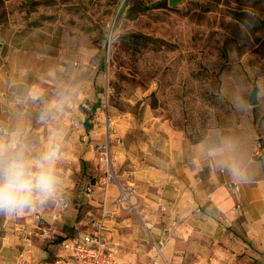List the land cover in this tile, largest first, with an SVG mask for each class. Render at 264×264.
<instances>
[{"label": "crops", "instance_id": "0c3cea01", "mask_svg": "<svg viewBox=\"0 0 264 264\" xmlns=\"http://www.w3.org/2000/svg\"><path fill=\"white\" fill-rule=\"evenodd\" d=\"M63 59L59 51L32 39L28 29L0 26V133L22 132L36 154L60 151L55 165L60 177L57 194L64 195L67 202L66 212L58 220L50 218L57 210L55 199L21 215L0 214V264L15 260L23 246V229L32 234L25 264H36L31 261L33 248L37 238L40 243L45 240L42 229H48L46 239L56 243L58 236L72 235L90 218L79 216L85 201L97 207V216L103 202L111 204L117 195L116 185L104 191L91 182L88 197L83 195V187L74 189L73 171L81 169L82 175L100 177L98 156L90 148L92 142L86 144L85 140L89 135L104 141L105 128L96 111L92 127L83 128L84 114L78 103L85 105L86 79L82 69L70 67ZM257 98L260 102V96ZM256 108L246 102L238 110L221 109L195 137L166 127L146 108L112 114L120 140L111 141L110 154L117 183L133 190L134 213H112L105 224L109 241L116 247L123 245L124 256L129 255L135 264L150 257L158 231L173 219L179 236L187 241H180L174 252L169 242L165 259L180 258V246H194L197 237L219 240L234 227L244 230L252 245L264 252V111L257 113ZM82 130L86 133L83 142L75 141ZM256 143L261 156L253 155ZM230 181H238L239 190L229 186ZM236 203L239 207L234 209ZM197 206L199 211L194 210ZM37 211L39 218L34 217ZM148 221L155 222V228L145 229L143 224ZM213 251L223 253L220 248ZM44 253L36 256L43 258ZM117 257L119 262L125 259L118 249Z\"/></svg>", "mask_w": 264, "mask_h": 264}, {"label": "rangeland", "instance_id": "374dc122", "mask_svg": "<svg viewBox=\"0 0 264 264\" xmlns=\"http://www.w3.org/2000/svg\"><path fill=\"white\" fill-rule=\"evenodd\" d=\"M123 1L0 0V26L28 29L32 39L62 53L70 67L82 69L86 79L83 107L98 103L96 113L103 124L106 112L116 125L112 114L146 108L166 127L195 137L212 114L245 106L254 83L260 96L254 107L257 113L264 111V27L254 28L248 19L234 14L245 11L264 20V0H179L174 6L166 0L133 17L118 14ZM156 1L160 0L125 3L131 6ZM83 134L82 130L74 140L83 142ZM100 141L89 135L85 140L86 144ZM56 154L58 159L61 153ZM80 171L72 172L75 191L81 190L85 181L98 183L99 176H85ZM93 208L85 201L79 216L95 217L98 210ZM121 232L126 233L124 229ZM225 234L219 240L197 237L194 246H180V258L169 257L162 262L264 264V252L252 245L244 230ZM180 241L187 238L175 237L171 252ZM55 242L45 239L40 243L37 238L32 263L48 264L45 261L55 256L66 258L68 254L59 241ZM117 249L121 258L130 257L124 256L120 243ZM44 251L43 258L36 256ZM148 258L137 264H144Z\"/></svg>", "mask_w": 264, "mask_h": 264}, {"label": "built area", "instance_id": "2783aa9c", "mask_svg": "<svg viewBox=\"0 0 264 264\" xmlns=\"http://www.w3.org/2000/svg\"><path fill=\"white\" fill-rule=\"evenodd\" d=\"M104 128L105 139L102 142L91 144L90 148L97 154L99 168L101 175L98 178L97 185L106 191L110 186L116 185L117 195L111 204L101 205L99 214L95 217L89 218L83 227H76L75 231L69 237L61 240L60 245L63 250L68 253L66 258L54 260L52 264H117V247L115 243L109 241L105 220L112 213H117L123 210H133L134 203L130 199V194L133 193L132 189H125L117 183L115 170L112 163L110 154V143L113 139L119 141L116 135L115 125L111 117L107 114L104 115ZM253 155L261 156V148L258 143L254 145ZM231 186L235 191L239 190L238 181H230ZM93 184L88 183L83 188V195L88 197L92 193ZM57 203V210L50 214L52 220H58L62 217L67 208V202L64 195L57 194L55 196ZM239 207L236 203L233 208ZM195 211H199V206L195 207ZM40 212H35L34 217L39 218ZM145 229L155 228V222L148 221L143 224ZM180 230L176 220H171L164 225L159 231L156 240L153 243V253L146 260L144 264H159L161 261H166L164 251L166 245L171 242L175 237L179 236ZM42 238H49L48 229H42L40 232ZM22 247L19 250L15 260L8 259L5 264H25L27 253L32 247V234L28 229L21 231ZM120 264H135L131 257H127L119 262Z\"/></svg>", "mask_w": 264, "mask_h": 264}, {"label": "clouds", "instance_id": "9594fccd", "mask_svg": "<svg viewBox=\"0 0 264 264\" xmlns=\"http://www.w3.org/2000/svg\"><path fill=\"white\" fill-rule=\"evenodd\" d=\"M55 149L36 154L23 133H0V214L21 215L57 195Z\"/></svg>", "mask_w": 264, "mask_h": 264}, {"label": "trees", "instance_id": "16d2710c", "mask_svg": "<svg viewBox=\"0 0 264 264\" xmlns=\"http://www.w3.org/2000/svg\"><path fill=\"white\" fill-rule=\"evenodd\" d=\"M168 1V0H167ZM166 0H160V1H156V2H153V3H148V4H144V3H141V2H137V3H134L132 4L131 6H126V3H125V0L122 2L120 8H119V11H118V14L124 12V14L128 17H133L136 13H138L139 11H144V10H147L149 8H152L153 6H155L156 4L160 5V4H165ZM117 14V16H118ZM235 16H238L239 18L241 17H244L245 19H248L250 22H252L254 28H262L264 27V20L262 19H259L258 17L256 16H252V15H248L245 11H235L234 12ZM116 21V20H115ZM264 42V41H262ZM104 66V59L101 60V62L99 63V68H103ZM84 105H82L81 107V111L83 112L84 114V118H83V127L85 128V130H89V128L92 126L93 124V121H94V112L96 111V108L98 106V103H93L91 106H89V108L87 109L86 107H83ZM98 113V112H97ZM89 183H91L89 181ZM88 184V182L86 183ZM84 184L83 185V188L84 186L86 185ZM238 230L236 227H234L233 229L232 228H228V230L226 231L227 232H230L232 234H234V232ZM67 236H70V235H65L64 237H60L58 236V239L57 241H59V243L61 242V240ZM58 257L55 256L53 257L52 259L50 260H46L45 263H53L55 259H57Z\"/></svg>", "mask_w": 264, "mask_h": 264}, {"label": "water", "instance_id": "95a60500", "mask_svg": "<svg viewBox=\"0 0 264 264\" xmlns=\"http://www.w3.org/2000/svg\"><path fill=\"white\" fill-rule=\"evenodd\" d=\"M179 0H168V4L171 6H174L178 3ZM257 90H258V86L256 83H254L248 93L247 96V103L251 106H254L257 104L258 100H257Z\"/></svg>", "mask_w": 264, "mask_h": 264}]
</instances>
